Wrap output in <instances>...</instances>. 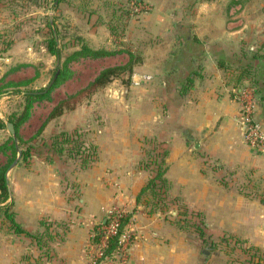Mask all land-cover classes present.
I'll list each match as a JSON object with an SVG mask.
<instances>
[{
	"label": "crops",
	"instance_id": "crops-1",
	"mask_svg": "<svg viewBox=\"0 0 264 264\" xmlns=\"http://www.w3.org/2000/svg\"><path fill=\"white\" fill-rule=\"evenodd\" d=\"M180 1V11L193 17L160 22L155 64L147 67L146 58L142 68L151 79L141 95L126 99V88L112 79L47 123L58 120L61 131L80 133L94 149L91 162L58 156L42 142L28 162L9 171L15 219L28 234L0 228V264H96L90 239L112 206L132 213L127 226L134 240L125 264H223L218 253L215 262L206 261L209 252L200 248L201 237L225 233L250 236L249 244L264 248V151L245 143L235 93L252 83L236 79L243 69L257 77L256 117L264 125V0ZM15 7L22 16L42 14L33 2L0 0V79L39 89L54 56L34 31L21 28L26 19L8 35L12 19H3ZM13 97L0 98V118ZM38 105L20 129L24 140L35 132V124L27 135L24 128ZM10 135L0 129V143ZM158 155L169 204L164 212L137 201L157 171ZM194 220L203 225H184Z\"/></svg>",
	"mask_w": 264,
	"mask_h": 264
},
{
	"label": "rangeland",
	"instance_id": "rangeland-1",
	"mask_svg": "<svg viewBox=\"0 0 264 264\" xmlns=\"http://www.w3.org/2000/svg\"><path fill=\"white\" fill-rule=\"evenodd\" d=\"M53 1L54 0H39L36 2L35 6L37 10L42 11V14L32 13L29 16H22L21 13H17L19 10L17 7L13 9L10 8L7 13L9 17L6 16L5 19H3H12V21H10V27L6 28L7 31L10 32L8 35H12L10 30H14L15 26L26 19L28 21L23 23L24 25L21 28H26L27 31L30 32L34 31V35L37 37L35 41H38V39L43 41L44 36H48L52 32L56 34L55 29L57 30L59 44L62 47L61 62L70 52L80 47V43H85L92 48H105L113 51V53L103 58H85L70 62L69 67L74 74V78H72V74L70 80L66 84L63 82L64 85H62V83L57 86L52 91L50 100L37 103L39 105L36 109V113L33 114L32 124L24 128V134L26 135L29 134L34 124V133H36L47 118L48 111H50L57 103L56 101H59V98L63 96L65 89L73 90L79 85L84 84L104 66L125 64L129 60V53H132L134 58L139 61L134 63L131 74L127 73L122 76V78L114 79H117L119 83H121V87L126 88L124 93L126 99L127 95L130 98L141 95V93H143L142 89L145 87L144 82L146 81L141 78L143 73H145L142 72V68L146 67V58H150V60L146 62L148 65L147 67L150 68L155 64L153 58H155L156 51L158 50V43L160 42L157 43V39L160 38V22L187 21L193 17V13L180 11L178 7V3H182L180 0H61L57 8L52 9L50 6ZM213 1L215 3L218 1L223 3V0ZM48 21L53 25L52 27L48 26ZM173 30L178 33L182 31V28L177 29L174 27ZM34 48H36V45H34ZM47 64L50 67V73L41 82L45 84V86L48 84L47 82L50 77L52 78L54 75V71L57 67L56 58L53 57ZM150 79L151 77L148 80ZM31 87H33V85ZM37 87H39V84ZM92 94L93 93L85 95L81 100H89ZM15 97L11 98L13 99L12 109H15L21 102L20 97ZM6 115L4 118H6ZM57 121L58 120H55L53 122L54 124L49 127H47L49 121L46 122L40 134V137L42 136L44 138L38 137L35 140V148L42 142L51 145L54 136L60 134L61 128ZM31 158L32 156L29 159ZM5 161L6 156L0 154V164ZM262 196L264 197V194H262ZM181 211H187L185 205H182ZM191 222H193L196 227H201L204 220L184 221V225L193 226ZM7 227L2 215H0V228L7 230ZM9 232L11 231L9 230ZM249 238L250 236L241 237L229 233L217 237H201L202 246L200 251L203 250L204 253L209 252L208 255H204L203 258L208 261L209 257L210 262H215L214 257L216 253H218L220 256L216 257H219L220 262L223 264H232L234 262L239 264H264V248L249 244Z\"/></svg>",
	"mask_w": 264,
	"mask_h": 264
},
{
	"label": "trees",
	"instance_id": "trees-1",
	"mask_svg": "<svg viewBox=\"0 0 264 264\" xmlns=\"http://www.w3.org/2000/svg\"><path fill=\"white\" fill-rule=\"evenodd\" d=\"M21 1L33 2V4L36 5V2L39 0ZM60 2L61 0H54L50 7H52V9H56ZM48 26L52 27L53 25H51V23L48 21ZM55 32L57 35L52 32L48 36H44L42 41V45L46 49L47 53L54 56L57 60V67L54 73L58 71V75L55 82L49 89H47L46 86L39 89L28 88L30 81L11 83L6 82L4 78L0 79V98L4 96H18L21 98L20 104L15 109L9 111L5 119L0 118V129H5L6 124L11 123L15 130L14 136L10 135L0 143V154L6 156V161L0 164V215H2L4 222H6L8 226L7 230L17 234L26 232L15 219L13 200L10 198L11 191L6 178L10 164L16 159L19 152H21L20 160L28 162V159L32 156L35 149V140L40 137L46 122L60 116L65 111V109H72L85 95L91 94L97 89L105 86L112 79L122 78V76L127 73L131 74L134 63L139 61L138 59L136 60L134 58L132 53H129V60L125 64L102 68L97 73L95 78L84 88L73 94L66 95L63 99L59 100L51 108L47 118L38 128L36 133H34L29 139L24 140L20 134V129L30 118L33 106L42 101L50 100L52 91L71 77L73 73L69 67L70 62L79 61L80 59L85 58H103L113 53V51L107 50L105 48H92L85 43H80V47L70 52L61 62L62 47L59 44L58 32L56 29ZM236 79L238 81L242 79L250 80L252 85L254 87L256 86V92H261V90L258 88L257 77L251 75L245 69L242 70ZM40 138L44 137L41 136ZM50 146L58 156H68L74 158L84 166L91 162L94 157L93 147L78 132L68 133L66 131H60V134L54 136ZM157 157L159 161V155ZM164 172V160L161 159L159 161L155 175L141 189L139 195L137 196L138 202H141L143 206H147L153 211L163 210L162 212H164L169 209V204L167 203L166 197L164 195L166 192V180L163 177ZM131 219V212H127L119 217L117 232L107 238L106 245L101 249V256L94 259L96 264L114 259L115 253L119 248L120 236L124 229H126V226L129 224ZM108 223L109 219L105 218L103 221L95 225L90 243H100L105 234L102 227ZM131 238L134 240V234Z\"/></svg>",
	"mask_w": 264,
	"mask_h": 264
},
{
	"label": "built area",
	"instance_id": "built-area-1",
	"mask_svg": "<svg viewBox=\"0 0 264 264\" xmlns=\"http://www.w3.org/2000/svg\"><path fill=\"white\" fill-rule=\"evenodd\" d=\"M142 79L148 80L150 76L142 75ZM239 109L236 120L241 129L243 139L247 145L257 151H264V125L256 117L258 107V97L252 83L246 82L239 89L235 90ZM128 211L125 208L112 206L107 210L106 219L109 223L102 229L105 234L99 244L90 243L93 259L101 256V249L106 245L109 236L117 232L119 217ZM133 231L126 226L119 240V248L115 253L114 259L110 260L115 264H125L128 260L129 247L133 242L131 238Z\"/></svg>",
	"mask_w": 264,
	"mask_h": 264
},
{
	"label": "water",
	"instance_id": "water-1",
	"mask_svg": "<svg viewBox=\"0 0 264 264\" xmlns=\"http://www.w3.org/2000/svg\"><path fill=\"white\" fill-rule=\"evenodd\" d=\"M51 18V17H50ZM57 75H58V71H56L54 73V75L52 76V78L50 79V81L48 82V84L46 85V88L49 89L51 87V85L55 82L56 78H57ZM6 129L10 132V134L12 136L15 135V130L13 128V125L11 123H7L6 124ZM20 155H21V152L18 153L16 159L10 164L9 168H8V171L11 170L19 161L20 159ZM8 171H7V175H6V178H7V183L9 185V180H8ZM10 198H12V195L10 193Z\"/></svg>",
	"mask_w": 264,
	"mask_h": 264
}]
</instances>
